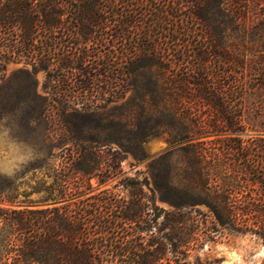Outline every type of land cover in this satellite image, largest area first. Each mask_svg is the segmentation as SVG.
<instances>
[{
	"label": "trees",
	"instance_id": "trees-1",
	"mask_svg": "<svg viewBox=\"0 0 264 264\" xmlns=\"http://www.w3.org/2000/svg\"><path fill=\"white\" fill-rule=\"evenodd\" d=\"M10 62L44 71L48 100L11 108L53 122L61 159L41 198L0 205V264H188L166 243L223 228L264 243V123L247 102L264 90V0H0V77ZM159 134L150 190L167 208L121 166Z\"/></svg>",
	"mask_w": 264,
	"mask_h": 264
},
{
	"label": "rangeland",
	"instance_id": "rangeland-1",
	"mask_svg": "<svg viewBox=\"0 0 264 264\" xmlns=\"http://www.w3.org/2000/svg\"><path fill=\"white\" fill-rule=\"evenodd\" d=\"M44 82L43 70L33 72L29 65L20 62H10L0 77V117L18 122L22 129V138L37 145L42 153L40 159L14 176L0 175V199H4L0 201V205H12L7 199L13 196H15L13 199L19 200L41 198L44 191H32V186H41L44 181L51 182L55 171L60 167L61 157L54 155L58 149L52 145L47 134L54 125L53 122L42 114L32 119L26 113L19 110L14 112L11 108L19 103L18 94L33 95L34 104L48 100L49 95ZM247 102L252 106V112L261 114L260 120L264 123V90L250 93ZM167 144L165 134L149 136L141 142L140 152L136 155L127 152L121 161L125 174L147 180V186H144L146 199L165 208L170 207V204L161 200L155 191L150 190V165L156 156L165 150ZM113 147L117 146L113 144ZM125 195L124 190L119 191L118 196ZM199 208L207 210L204 205H199ZM184 247H189L186 255L188 264H264V243L261 237L252 231L223 228L214 234L213 239L202 242H192L189 245L167 242V255L174 257L177 250Z\"/></svg>",
	"mask_w": 264,
	"mask_h": 264
},
{
	"label": "clouds",
	"instance_id": "clouds-1",
	"mask_svg": "<svg viewBox=\"0 0 264 264\" xmlns=\"http://www.w3.org/2000/svg\"><path fill=\"white\" fill-rule=\"evenodd\" d=\"M41 155L37 145L22 138L18 122L0 117V175L12 177Z\"/></svg>",
	"mask_w": 264,
	"mask_h": 264
}]
</instances>
